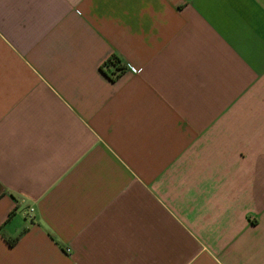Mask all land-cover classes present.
Here are the masks:
<instances>
[{"label": "crops", "instance_id": "0c3cea01", "mask_svg": "<svg viewBox=\"0 0 264 264\" xmlns=\"http://www.w3.org/2000/svg\"><path fill=\"white\" fill-rule=\"evenodd\" d=\"M0 264H264V0H0Z\"/></svg>", "mask_w": 264, "mask_h": 264}, {"label": "trees", "instance_id": "16d2710c", "mask_svg": "<svg viewBox=\"0 0 264 264\" xmlns=\"http://www.w3.org/2000/svg\"><path fill=\"white\" fill-rule=\"evenodd\" d=\"M126 69L127 66L116 55L109 58L102 68L111 80H116Z\"/></svg>", "mask_w": 264, "mask_h": 264}, {"label": "built area", "instance_id": "2783aa9c", "mask_svg": "<svg viewBox=\"0 0 264 264\" xmlns=\"http://www.w3.org/2000/svg\"><path fill=\"white\" fill-rule=\"evenodd\" d=\"M132 71H134L135 73L138 72V70H136L134 67H132ZM31 211L33 212L34 211V208H31Z\"/></svg>", "mask_w": 264, "mask_h": 264}]
</instances>
